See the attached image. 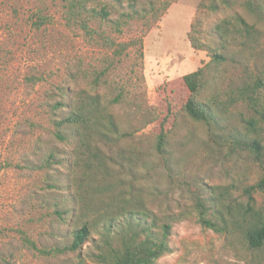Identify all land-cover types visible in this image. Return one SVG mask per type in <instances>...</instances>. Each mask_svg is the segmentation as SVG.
I'll return each mask as SVG.
<instances>
[{
    "label": "rangeland",
    "instance_id": "obj_1",
    "mask_svg": "<svg viewBox=\"0 0 264 264\" xmlns=\"http://www.w3.org/2000/svg\"><path fill=\"white\" fill-rule=\"evenodd\" d=\"M166 1L91 5L110 12L109 21L86 15L92 28L122 42L143 38V56L140 43L132 45L95 85L113 51L68 27L61 0H0V164L6 165L0 171V264H106V240L116 245L122 234H132L128 223L135 218L158 234L173 224L172 252L159 264H264V246L249 247L235 210L224 205L246 202L245 188L264 177V156L258 160L243 142L255 137L264 146V123H250L258 116L239 97L246 83L264 84V15L250 13L243 0L218 11L199 8L203 0H176L147 26L151 2ZM39 14L52 23L38 30L32 22ZM196 17L203 49L188 37ZM240 17L256 26L254 39L239 29ZM215 51L226 59L209 70L206 95L214 117L204 123L181 110L188 97L182 77L209 64ZM61 87L119 99L111 106L119 133L98 142L96 170L75 167V143L54 134L49 104ZM164 119L170 132L159 151ZM226 188L230 193L222 197ZM255 197L263 204L261 191ZM199 199L223 210L224 219L209 215L222 231L195 220ZM84 223L89 239L77 251H63Z\"/></svg>",
    "mask_w": 264,
    "mask_h": 264
},
{
    "label": "trees",
    "instance_id": "obj_2",
    "mask_svg": "<svg viewBox=\"0 0 264 264\" xmlns=\"http://www.w3.org/2000/svg\"><path fill=\"white\" fill-rule=\"evenodd\" d=\"M66 8L65 19L66 25L73 29H80L84 32L86 38L94 41L99 45H103L113 51V57L104 71L94 78L93 84L98 85L102 76L109 75L111 69L121 62L122 56L131 48L132 45L140 43L139 53L143 56V38H137L129 41H117L108 36L103 30L94 29L89 24L90 17H98L105 21H109L110 12L107 10V5H103L100 9L91 6L99 0H61ZM173 1L167 0L164 4L161 2L160 7L151 2V11L154 13L152 18H145L147 26L151 27L161 17V13L167 11ZM203 0L199 4V8L208 6L214 11H218L221 5L229 8L233 3L240 0ZM243 4L250 13L264 15L259 0H243ZM159 9V11H157ZM97 13V14H96ZM32 24L36 29H41L46 24H51L52 19L47 15L37 16ZM196 17L192 23V28L188 33L189 40L195 49H203L204 43L201 42L197 34L200 33V23ZM240 30L244 31L245 35L251 38L256 33V26L251 24L246 18L238 19ZM116 30H121L120 25L115 24ZM254 39V38H253ZM212 60L206 66L200 67L195 71L185 74L182 77L183 86L187 89V100L181 107L189 117L196 121L209 123L213 119L212 106L207 98L209 84V70L211 67H218L226 57L220 52H211ZM28 80L38 82L37 76H30ZM107 82V81H106ZM94 85V86H95ZM263 82L261 79L255 82L246 83L239 90L240 99L247 100L248 105L257 114V118L252 119L250 123L256 125L264 123V91ZM60 98H57L54 103L49 104L53 119L52 123L55 128V136L61 140L75 143L74 152L76 153L77 161L73 164L75 167L81 166L84 171L96 170L100 166L99 153L102 151L98 142H106L112 134L119 133V125L116 121L115 114L111 111V106L119 101L118 98L104 101L102 94L90 93L85 89H73L69 87H61ZM235 99H238L235 97ZM235 101V100H233ZM161 122L160 132L157 134V148L159 151H164L168 142L169 128L165 126V122ZM245 146L255 154L258 160L263 161L264 146L257 138L247 139L243 141ZM86 155V156H83ZM52 157V156H51ZM97 159V160H96ZM6 165L0 164V171ZM81 178V177H79ZM261 191L264 194V177L256 184L245 188V193L248 200L246 202H227L225 207L229 210L234 209L235 215L233 218L236 227L243 234L248 245L252 249H260L264 246V202L258 205L255 193ZM230 193V189L226 188L220 192L222 197H226ZM195 220L204 228H211L216 231H222L219 228L218 222L214 221L209 215L222 217L223 210H213L207 205L204 199H199L195 207ZM61 215V212L58 211ZM224 219V215H223ZM128 223L129 230L132 232L122 234L120 241L113 245L111 240H106L107 247L101 257L106 264H159V259L172 252L171 235L173 232V224L166 223L163 226L162 233L158 234L148 224H141L142 218H135ZM229 220L225 222L228 224ZM110 231V226L106 227ZM92 233L88 223L73 231V240L66 245L63 251H77L89 239ZM142 235H144L142 237Z\"/></svg>",
    "mask_w": 264,
    "mask_h": 264
}]
</instances>
